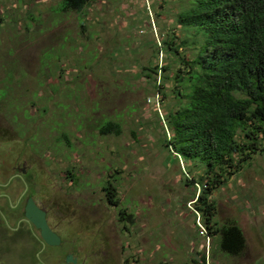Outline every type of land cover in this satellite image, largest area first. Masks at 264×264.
Segmentation results:
<instances>
[{
  "label": "rangeland",
  "instance_id": "1",
  "mask_svg": "<svg viewBox=\"0 0 264 264\" xmlns=\"http://www.w3.org/2000/svg\"><path fill=\"white\" fill-rule=\"evenodd\" d=\"M191 1L100 0L64 12L61 0H0V139L26 142L49 196L101 226L113 263L264 264V147L209 197L217 226L243 234L238 256L209 234L195 211L199 187L185 185L184 162L164 149L165 115L183 93L164 43L191 57L177 23ZM155 65L166 69L151 74ZM107 122L119 133L101 134Z\"/></svg>",
  "mask_w": 264,
  "mask_h": 264
},
{
  "label": "trees",
  "instance_id": "2",
  "mask_svg": "<svg viewBox=\"0 0 264 264\" xmlns=\"http://www.w3.org/2000/svg\"><path fill=\"white\" fill-rule=\"evenodd\" d=\"M90 1L61 0L62 11H81ZM177 23L181 45L192 55L184 58L173 39L164 43L182 66L173 81L183 91L176 92L178 109L165 115L171 137L164 149L172 162H184L185 185L199 187L195 211L209 234L221 233L222 249L238 256L243 234L234 224L217 226L209 197L264 147V0H192ZM160 69L155 65L151 74ZM100 132L117 134L119 127L107 122ZM103 189L107 202L118 206L113 186Z\"/></svg>",
  "mask_w": 264,
  "mask_h": 264
},
{
  "label": "flooded vegetation",
  "instance_id": "3",
  "mask_svg": "<svg viewBox=\"0 0 264 264\" xmlns=\"http://www.w3.org/2000/svg\"><path fill=\"white\" fill-rule=\"evenodd\" d=\"M9 142L15 147L8 148L6 145ZM16 142L12 139H0V260H4L2 264H9L6 261L9 256L17 259L16 264L112 262L110 259L114 258H109L110 251L106 239L102 236L101 226L84 225L83 221L78 220L75 207L59 203L54 194L49 196L50 191H47L46 187L50 190L53 187L45 183L44 174L33 157L25 154L26 142ZM29 202L36 210L44 213L48 228L59 238L58 244H45L39 230L26 218L25 211ZM121 248L124 249L123 246Z\"/></svg>",
  "mask_w": 264,
  "mask_h": 264
},
{
  "label": "water",
  "instance_id": "4",
  "mask_svg": "<svg viewBox=\"0 0 264 264\" xmlns=\"http://www.w3.org/2000/svg\"><path fill=\"white\" fill-rule=\"evenodd\" d=\"M25 216L39 230L40 237L45 244L50 246L58 244L59 238L48 228L44 213L36 210L31 202L26 207Z\"/></svg>",
  "mask_w": 264,
  "mask_h": 264
},
{
  "label": "crops",
  "instance_id": "5",
  "mask_svg": "<svg viewBox=\"0 0 264 264\" xmlns=\"http://www.w3.org/2000/svg\"><path fill=\"white\" fill-rule=\"evenodd\" d=\"M100 0H91L86 6H93V5H99Z\"/></svg>",
  "mask_w": 264,
  "mask_h": 264
}]
</instances>
